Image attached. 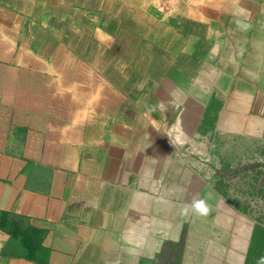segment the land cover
I'll use <instances>...</instances> for the list:
<instances>
[{
  "label": "crops",
  "instance_id": "1",
  "mask_svg": "<svg viewBox=\"0 0 264 264\" xmlns=\"http://www.w3.org/2000/svg\"><path fill=\"white\" fill-rule=\"evenodd\" d=\"M194 143L264 146V0H0V264H201Z\"/></svg>",
  "mask_w": 264,
  "mask_h": 264
},
{
  "label": "flooded vegetation",
  "instance_id": "2",
  "mask_svg": "<svg viewBox=\"0 0 264 264\" xmlns=\"http://www.w3.org/2000/svg\"><path fill=\"white\" fill-rule=\"evenodd\" d=\"M206 126L205 118L200 127L201 132H204L203 135L209 134ZM200 146L191 144L190 150L185 152L184 156L188 159L190 167L200 172L199 175L204 179V187L211 201H215L211 198V188L215 189L219 194L217 197L221 196L223 200V202L202 203L204 214L208 220L211 217L219 220L225 215L233 218V223L244 225L241 237L235 231V227L226 231L219 226H213L216 234L220 236V241L215 254L212 253L213 243L210 241L204 243L203 249L207 253L204 258L200 256L201 264H229V260L233 257V247L240 255L239 264H264V146H255V150L241 154L239 157H228L227 154L208 144ZM252 167L256 170H250ZM237 169L244 171L240 179L242 184L238 183L239 177L237 179L235 176ZM250 182L253 192L248 195L246 190ZM255 182L258 184L257 187ZM253 202H258V205L255 206ZM212 225L213 223L209 222L205 224L209 232Z\"/></svg>",
  "mask_w": 264,
  "mask_h": 264
},
{
  "label": "rangeland",
  "instance_id": "3",
  "mask_svg": "<svg viewBox=\"0 0 264 264\" xmlns=\"http://www.w3.org/2000/svg\"><path fill=\"white\" fill-rule=\"evenodd\" d=\"M249 167H251V166H249ZM249 167H247V168H249ZM250 170H256V168L255 167H252ZM237 171V174L235 175V176H237V179H238V177H239V179H238V183H240V184H242V182L240 181V179H241V177H242V175H244V171L242 170V169H237L236 170ZM239 171V172H238ZM242 179H245V178H242ZM256 183V182H255ZM257 183H258V181H257ZM256 183V185H255V187H257L258 186V184ZM251 184V182L249 183V185H247V190H246V192L248 193V195L249 194H252V190L251 189H253V187L250 185ZM261 194H262V192H261ZM254 204H255V206L256 205H258V202H253Z\"/></svg>",
  "mask_w": 264,
  "mask_h": 264
},
{
  "label": "trees",
  "instance_id": "4",
  "mask_svg": "<svg viewBox=\"0 0 264 264\" xmlns=\"http://www.w3.org/2000/svg\"><path fill=\"white\" fill-rule=\"evenodd\" d=\"M22 243L29 251H35L37 248L36 245L32 243L30 240H28L26 236L24 237V241Z\"/></svg>",
  "mask_w": 264,
  "mask_h": 264
},
{
  "label": "clouds",
  "instance_id": "5",
  "mask_svg": "<svg viewBox=\"0 0 264 264\" xmlns=\"http://www.w3.org/2000/svg\"><path fill=\"white\" fill-rule=\"evenodd\" d=\"M194 208L196 209L197 212H200L203 209L202 203H195Z\"/></svg>",
  "mask_w": 264,
  "mask_h": 264
},
{
  "label": "water",
  "instance_id": "6",
  "mask_svg": "<svg viewBox=\"0 0 264 264\" xmlns=\"http://www.w3.org/2000/svg\"><path fill=\"white\" fill-rule=\"evenodd\" d=\"M181 144H182V143L176 142V144H174V147H175L176 149H179V151H180V149H181V147H182Z\"/></svg>",
  "mask_w": 264,
  "mask_h": 264
}]
</instances>
